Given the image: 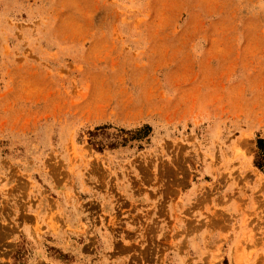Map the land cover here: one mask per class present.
Segmentation results:
<instances>
[{
  "label": "rangeland",
  "instance_id": "rangeland-1",
  "mask_svg": "<svg viewBox=\"0 0 264 264\" xmlns=\"http://www.w3.org/2000/svg\"><path fill=\"white\" fill-rule=\"evenodd\" d=\"M0 264H264V0H0Z\"/></svg>",
  "mask_w": 264,
  "mask_h": 264
}]
</instances>
